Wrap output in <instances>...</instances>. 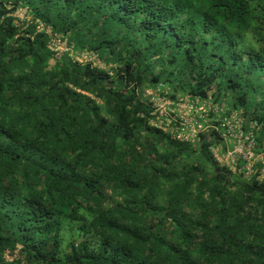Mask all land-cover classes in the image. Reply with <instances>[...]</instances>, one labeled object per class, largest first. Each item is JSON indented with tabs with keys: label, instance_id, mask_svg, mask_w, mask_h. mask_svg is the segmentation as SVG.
<instances>
[{
	"label": "clouds",
	"instance_id": "1",
	"mask_svg": "<svg viewBox=\"0 0 264 264\" xmlns=\"http://www.w3.org/2000/svg\"><path fill=\"white\" fill-rule=\"evenodd\" d=\"M18 7L28 23L9 37ZM51 27L68 41L66 55L45 56L38 32ZM205 89L178 137L175 117H158L156 102L168 99L175 113L169 98ZM225 113L226 144L264 149V0H0V249L19 245V264H73L83 243L103 246L111 264H138L125 238L104 230L119 212L147 237L145 264H264V195L247 190L249 172L237 181V170L225 175L216 163L213 137L224 132L213 121ZM17 157L37 164L41 181L40 169L63 178V196H45L57 205L51 231L26 211L34 187L9 164ZM110 187L124 195L93 196H112ZM129 208L135 215L125 218ZM158 219L163 227L149 231ZM157 237L181 251H146Z\"/></svg>",
	"mask_w": 264,
	"mask_h": 264
},
{
	"label": "trees",
	"instance_id": "2",
	"mask_svg": "<svg viewBox=\"0 0 264 264\" xmlns=\"http://www.w3.org/2000/svg\"><path fill=\"white\" fill-rule=\"evenodd\" d=\"M103 7H107V4H105ZM23 11L22 15L19 16L18 12ZM26 16V11L24 8L18 7L17 10H15V16L11 17L7 21V35L9 37L11 35H14L16 30L21 28L24 24L28 23L27 20L24 19ZM15 21V23H13ZM57 33V34H53ZM18 39H21L18 37ZM38 39H42L43 43V51L45 56L50 58H55L57 55H66L65 49L63 51H55L53 48L55 42H64L65 47L68 45V41L64 38L62 34H58V29L56 27H51L48 29L47 36L45 35V32L41 31L38 32ZM193 49L191 48V45H189V54H193ZM80 56H89L88 53H81ZM90 58L81 59V61H87ZM80 61V60H79ZM208 89H205L204 95L202 97L199 96L197 92H193L189 94V96L193 97L196 96L199 99H208ZM174 98V97H172ZM215 102H218V98L212 99ZM151 107V106H149ZM54 119V118H53ZM66 126V125H65ZM52 127L54 125L49 126L48 131L51 132ZM222 129V128H221ZM160 129L156 128L154 131L159 132ZM213 139L221 145L219 152L221 155H224L229 148H231V145H228L225 143V139L220 138L219 136H214ZM234 144V142H233ZM253 150L255 152V156L260 155L261 157L257 159L255 158L254 163V170L251 173H249L248 176V184L246 185L247 190L251 191L253 196L256 195V193H260L261 195H264V192H261V183L258 179L260 172L258 170L262 167V163L264 161V149L259 148V143L257 142L256 146L253 147ZM217 164L222 165V172L225 175H231L232 168L230 165L226 164L224 160L217 159ZM235 170L238 171V176L236 177V180L239 181L245 176L246 168L244 167L246 162L245 160H242L241 158H238L235 162ZM9 164L15 168V174L17 176L23 175L25 178V185L24 188L28 187L29 183H32L34 187V192L30 195L25 197V200H31L33 201L32 204L26 205V211L27 212H33L35 211L36 215L33 219V226L36 225V221L39 220L41 222L40 226L45 227L47 231L52 230V226L57 223L53 220V216H55L57 211V205L53 203L51 205V208L49 209L46 206L45 202V196L47 197L48 201H52L55 198H59L63 196V192L61 189L57 188V184H63V178L59 175H53L51 172H47L46 169H40V172H44L46 174L47 179L45 181H41L39 178V172L33 173L32 169L37 168L38 165L34 164L31 159L27 158H21L17 157L16 160H9ZM16 165H20V167H16ZM240 169H244V171H239ZM35 175V179L29 181V177H33ZM43 183L45 186L42 189L43 195H41V189L39 188V185ZM99 183V181H98ZM128 183H131L129 181ZM126 187V185H125ZM111 193H113L112 196H106L103 193H93V196L97 200H107V199H115L117 195H124L123 192H117L116 187H110L108 189ZM129 203H134V201H129ZM36 205L39 207L37 208ZM119 208V204L117 205ZM43 210V212H41ZM51 211V215H48V212ZM60 211L64 214H67L68 209L66 207L61 208ZM149 212L153 211V209L149 208ZM221 211H223V208H221ZM135 213L132 212V210L129 208L125 211L124 217H132ZM164 225L163 219H158L154 225H151L149 227V231H151L152 228H162ZM104 230L105 231H111L113 235H120L121 237L125 238L127 242H124L121 244V247H124L127 249L128 254L132 256L133 260L138 261V264H145V261L143 259L144 249H142L139 246H143L147 243V237H141L139 234L133 235V230L129 228L127 224L121 223V217L119 212H114L112 214V218L110 221L106 224H104ZM19 231V229H18ZM6 243V241H5ZM19 245H16L14 249L7 250V249H0V264H19V261L14 260L13 257L17 254L16 250L19 249ZM159 248L161 250L167 249V251L172 255L176 256L178 255V252L181 251V249L177 248L174 252L171 248H167V243L163 242V237H157V240L155 244L151 247L146 249V251L150 253H154L156 249ZM28 251L35 253V249L29 246ZM41 256L33 255L34 260L41 259ZM50 259L55 262V256L53 255L50 257ZM73 264H111V259L108 255V252L104 249L103 246H101L100 250L97 252L93 250L92 252H89L87 250V247L82 243L79 248L73 249ZM149 264H152V262H149Z\"/></svg>",
	"mask_w": 264,
	"mask_h": 264
},
{
	"label": "built area",
	"instance_id": "3",
	"mask_svg": "<svg viewBox=\"0 0 264 264\" xmlns=\"http://www.w3.org/2000/svg\"><path fill=\"white\" fill-rule=\"evenodd\" d=\"M58 42L54 43V50L55 51H63L66 47H65V43L62 42L63 47H59L58 45L60 44ZM85 58H90L88 56H78L77 59L81 61V59H85ZM172 99L175 102V107L177 109V112L173 113V112H168V99L165 100H158L156 102V109H158V113L157 116L160 117L161 119H171L173 117H175V122H174V126L177 129V136L179 137L180 132L179 129L183 127V125L187 124L189 122V120L191 119V108H192V97L188 96L184 99V101H176L175 98H169ZM199 99V98H198ZM200 100H207V99H200ZM213 104H217L218 102H215L212 100ZM201 108H203V106L201 105ZM215 114V113H213ZM231 119L230 114L225 113L224 117H222L221 120L219 121H213L214 125H218L220 126L222 129V131L224 132L223 136H219L222 139H225V136H228L229 139H231V135L229 132V129L232 127V125H230L228 123V120ZM159 121L156 120L155 118L153 119V123H158ZM240 132H245V128L243 126H241L240 128ZM240 139L242 140L243 138L240 137ZM253 147L251 145V142L248 143H235L231 145V148L228 147L226 153L224 155H220V157L218 159L224 160L226 164L230 165L232 168V171L235 169V161L238 158H241L242 160H245L246 164H245V168H246V172L251 173L254 170V163H255V158L257 157L260 158L261 156H255V152L253 150ZM262 167H264V161L262 163ZM261 167V168H262ZM260 168V169H261ZM260 169L258 170V172H260ZM256 171V170H254ZM261 175V172L259 174V177Z\"/></svg>",
	"mask_w": 264,
	"mask_h": 264
},
{
	"label": "rangeland",
	"instance_id": "4",
	"mask_svg": "<svg viewBox=\"0 0 264 264\" xmlns=\"http://www.w3.org/2000/svg\"><path fill=\"white\" fill-rule=\"evenodd\" d=\"M22 13H23V11H20V12H18V15H19V16H21V15H22ZM59 43H60V44H59L58 46L62 48V47H63V44H62V42H59Z\"/></svg>",
	"mask_w": 264,
	"mask_h": 264
}]
</instances>
